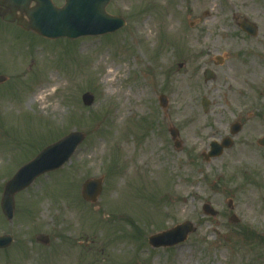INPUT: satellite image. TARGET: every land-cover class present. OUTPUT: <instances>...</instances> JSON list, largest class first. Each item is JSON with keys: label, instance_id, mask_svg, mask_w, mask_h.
<instances>
[{"label": "rangeland", "instance_id": "1", "mask_svg": "<svg viewBox=\"0 0 264 264\" xmlns=\"http://www.w3.org/2000/svg\"><path fill=\"white\" fill-rule=\"evenodd\" d=\"M106 10L124 27L76 40L45 38L0 18V200L5 182L43 148L72 131L85 134L62 167L16 194L12 222L0 207V234L14 238L0 264H264V147L257 143L264 136V0H111ZM244 17L257 24L256 37L239 29ZM110 65L119 67L113 87ZM206 68L214 80H205ZM52 73L64 80L49 102L59 111H41L29 94ZM86 92L92 104L84 103ZM235 121L243 129L233 146L205 161L202 152L230 136ZM148 140L155 141L149 150ZM150 150L160 169L139 164ZM90 178H102L96 202L82 197ZM206 203L216 216L205 214ZM185 221L196 226L185 242L149 244L150 235Z\"/></svg>", "mask_w": 264, "mask_h": 264}, {"label": "water", "instance_id": "2", "mask_svg": "<svg viewBox=\"0 0 264 264\" xmlns=\"http://www.w3.org/2000/svg\"><path fill=\"white\" fill-rule=\"evenodd\" d=\"M34 1L36 6L29 8ZM63 7H56L51 0H1L0 5L5 6L10 11L0 8V15L5 21L13 22L18 19V23L26 29H32L49 38L68 37L71 39L86 35H100L116 31L125 25V20L120 16H113L106 11V6L110 0H65ZM25 12L30 21L26 22L16 17V11ZM240 26L248 34H257L255 24L244 19ZM206 80L215 78L214 73L207 69L205 71ZM84 103L89 105L94 101V96L90 93L83 95ZM161 105H167V98L160 97ZM209 100L203 98V106L207 111ZM242 129V124L235 122L231 126V134L236 135ZM171 135L176 138L179 132L176 128H170ZM85 134L82 132H71L59 141L45 147L33 160L22 166L16 174L6 182L1 208L3 213L12 221L15 212V195L17 192L26 189L40 175L56 170L64 165L73 155L79 144L84 140ZM258 143L264 146V137ZM181 143L176 142V147ZM233 145L231 137H226L222 142L213 141L210 144V151L204 152L206 161L216 158ZM102 191V179L93 178L83 184V197L95 202ZM207 214L213 216L217 212L209 205L203 206ZM231 220L238 222L237 216L233 215ZM196 227L192 222H184L166 231L150 236L149 242L154 247H167L177 245L185 241L189 234L194 232ZM38 240L49 243L48 236H39ZM13 238L10 235L0 236V248L11 244Z\"/></svg>", "mask_w": 264, "mask_h": 264}, {"label": "bare ground", "instance_id": "3", "mask_svg": "<svg viewBox=\"0 0 264 264\" xmlns=\"http://www.w3.org/2000/svg\"><path fill=\"white\" fill-rule=\"evenodd\" d=\"M121 3L124 6L126 4V0H121ZM144 24L146 25L148 29L151 28V25L148 19L144 21ZM118 70H119V67L113 68L111 65L107 67V71L105 72V74L107 78H110L107 81H109V83L111 84V87H113V85L117 81ZM63 81L64 80L62 77L56 76L55 74L52 73V75L49 76L48 79L40 82L31 91V93L29 94V103L36 104L41 111L51 110L52 112H58L59 105L54 104V106L51 107L52 104H50L49 102L53 97H55L57 91L62 87ZM142 92H143L142 88H137L135 95L139 96L143 94ZM113 93H114V89H113ZM116 93H118L119 95H128V92L127 91L124 92L123 90H117ZM154 144H155V141L148 140L147 145H146L147 149L149 150L148 147H153ZM145 160H147V162L150 163L153 169H160V166H161L160 159L158 158V156L153 155L151 150H150V153L144 152V151L140 152L138 156L139 164L142 165ZM132 171L134 170L133 169L130 170L129 174H131ZM183 208L185 212L188 209V205L183 206Z\"/></svg>", "mask_w": 264, "mask_h": 264}, {"label": "flooded vegetation", "instance_id": "4", "mask_svg": "<svg viewBox=\"0 0 264 264\" xmlns=\"http://www.w3.org/2000/svg\"><path fill=\"white\" fill-rule=\"evenodd\" d=\"M240 19H242V18H240ZM240 19H239V21H240ZM238 27H239V29L242 31V29H241V27H240V25H239V22H238ZM243 33H245L244 31H242ZM245 34H247V33H245ZM248 35V34H247ZM249 36V35H248Z\"/></svg>", "mask_w": 264, "mask_h": 264}]
</instances>
